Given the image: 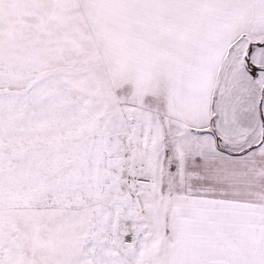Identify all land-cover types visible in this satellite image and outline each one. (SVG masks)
I'll return each mask as SVG.
<instances>
[{
	"label": "snow or ice",
	"instance_id": "1",
	"mask_svg": "<svg viewBox=\"0 0 264 264\" xmlns=\"http://www.w3.org/2000/svg\"><path fill=\"white\" fill-rule=\"evenodd\" d=\"M0 264H264V0H0Z\"/></svg>",
	"mask_w": 264,
	"mask_h": 264
}]
</instances>
